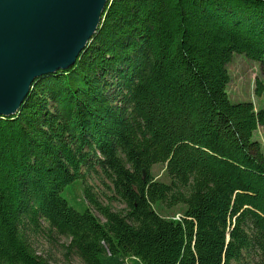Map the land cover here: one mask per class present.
<instances>
[{"label": "trees", "instance_id": "trees-1", "mask_svg": "<svg viewBox=\"0 0 264 264\" xmlns=\"http://www.w3.org/2000/svg\"><path fill=\"white\" fill-rule=\"evenodd\" d=\"M234 54L261 107L230 98ZM259 127L264 0H109L75 65L0 116V264H53L32 236L65 238L63 264H264Z\"/></svg>", "mask_w": 264, "mask_h": 264}, {"label": "water", "instance_id": "water-1", "mask_svg": "<svg viewBox=\"0 0 264 264\" xmlns=\"http://www.w3.org/2000/svg\"><path fill=\"white\" fill-rule=\"evenodd\" d=\"M109 0H0V116H13L40 76L68 69Z\"/></svg>", "mask_w": 264, "mask_h": 264}, {"label": "rangeland", "instance_id": "rangeland-1", "mask_svg": "<svg viewBox=\"0 0 264 264\" xmlns=\"http://www.w3.org/2000/svg\"><path fill=\"white\" fill-rule=\"evenodd\" d=\"M230 75V82L228 84V94L233 102L251 101L256 107H261L263 98L255 93V82L261 76V65L243 54H234L231 62L227 65ZM254 138L261 142L264 151V127H260L255 133ZM156 177L160 180H167L165 174V166L156 165L153 170ZM86 183L90 185L93 191L99 196L100 200H105L110 192L102 185L101 179L96 176L94 172H88L86 176ZM76 190L80 191L79 188ZM64 195L69 199L68 191ZM111 196V195H110ZM116 209H122L124 206L119 203H114ZM180 207L175 213L180 214ZM65 238L61 240L49 239L44 236L31 237L34 248L41 256L49 259L53 264H63L65 262V251L62 248V243ZM75 264H80L78 258L74 259Z\"/></svg>", "mask_w": 264, "mask_h": 264}, {"label": "bare ground", "instance_id": "bare-ground-1", "mask_svg": "<svg viewBox=\"0 0 264 264\" xmlns=\"http://www.w3.org/2000/svg\"><path fill=\"white\" fill-rule=\"evenodd\" d=\"M106 6H107V5H106ZM101 20H102V18H101ZM100 22H101V21H100ZM99 24H100V23H99ZM98 26H99V25H98ZM97 29H98V27H97ZM96 31H97V30H96ZM94 34H95V33H94ZM92 37H93V36H92ZM54 73H55V72H54ZM51 74H53V73H51ZM48 75H49V74H48ZM40 77H43V76H40ZM40 77H38V78H40ZM38 78H37V79H38ZM37 79H35V81L33 82L32 87H33V85L35 84V82H36ZM32 87H31V89H32ZM30 91H31V90H30ZM29 93H30V92H29ZM27 96H28V95H27ZM27 96H26V97H27ZM24 100H25V99H24ZM23 102H24V101H23ZM21 105H22V104H21ZM20 108H21V106H20ZM20 108L16 111L15 114H17V112L20 110ZM15 114H14V115H15Z\"/></svg>", "mask_w": 264, "mask_h": 264}, {"label": "crops", "instance_id": "crops-1", "mask_svg": "<svg viewBox=\"0 0 264 264\" xmlns=\"http://www.w3.org/2000/svg\"><path fill=\"white\" fill-rule=\"evenodd\" d=\"M260 128V127H259Z\"/></svg>", "mask_w": 264, "mask_h": 264}]
</instances>
